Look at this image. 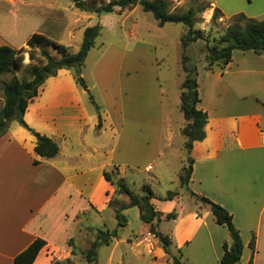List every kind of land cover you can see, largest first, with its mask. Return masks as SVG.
<instances>
[{
	"label": "crops",
	"instance_id": "1",
	"mask_svg": "<svg viewBox=\"0 0 264 264\" xmlns=\"http://www.w3.org/2000/svg\"><path fill=\"white\" fill-rule=\"evenodd\" d=\"M260 1L259 14L252 15L253 11L236 3L229 15L232 18L243 13L253 19L264 16V0ZM210 6L213 10L209 17L219 9L223 19L227 18L217 1ZM56 7L49 0H0V47L27 49L29 38L36 33L62 44L50 30L39 31L35 26L40 11L47 23ZM139 7L126 9L123 15H133ZM46 11L51 12L50 16ZM198 44L202 42L193 46ZM23 57V65L28 66L29 53ZM198 68V108L209 119L205 139L196 142L189 155L185 152L183 165L189 157L194 160L187 189L219 204L233 216L244 247L238 264H264V55L235 51L232 62L221 73L207 69L204 54ZM11 77L0 76V110L4 105L2 88ZM180 105V120L174 115L164 119L163 108L159 109L161 133H166L163 141L168 142L161 154L171 150L176 133L184 137L182 129L187 122ZM101 112L103 125L98 129L99 117L86 92L77 85L72 72L63 69L43 84L24 116L32 130L59 143V155L42 159L35 150L37 138L17 122L0 138V264H14L36 239H43L46 246L33 264H89L82 253L98 229H109L104 214L111 208L109 203L115 194L109 190L108 185H112L104 173L117 168L125 178V167L129 165L117 156L125 123L119 124L108 110ZM185 143L186 138L184 147ZM145 169L153 170L151 166ZM190 196L189 209L183 205L176 209L179 195L172 201H162L156 195L152 200L155 209L164 215L177 213V218L171 220L173 230L165 234L158 229L172 240L171 255L157 237L147 235V243L139 241L138 235L150 231V226L144 224L145 229L139 233L126 238L118 233L111 245L101 246L97 264H173L172 257L180 250L182 264H219L224 245H232L230 233L216 223L209 206ZM133 211L140 217L138 208L125 214ZM253 238L255 251L251 248Z\"/></svg>",
	"mask_w": 264,
	"mask_h": 264
},
{
	"label": "rangeland",
	"instance_id": "2",
	"mask_svg": "<svg viewBox=\"0 0 264 264\" xmlns=\"http://www.w3.org/2000/svg\"><path fill=\"white\" fill-rule=\"evenodd\" d=\"M49 1L57 5L56 13L50 16L51 12L46 11L50 18L44 23L46 17L44 12L40 11L36 16V30H50L51 35L69 47L72 52H78L87 27L100 25L102 28L96 46L86 59L83 77L101 109L110 111L119 124L125 123L117 156L129 164L125 167L127 171L125 179L129 188L140 195L142 187L150 184L154 194L159 198H165L170 192H177L179 202L175 199L176 209L180 205L189 209L192 202L191 193L187 188H181L179 182L186 155L183 150L185 138L176 133L171 150L161 154V149L168 145V142L163 141L166 133H161L159 116V109L162 107L164 119L166 115L167 117L174 115L175 120L183 117L178 105L184 79L181 66L183 53L181 39L187 32V27L176 23L160 26L151 13H145L140 7L130 16L123 15L125 10L120 12L119 9L114 14L98 16L79 10L73 0ZM215 1L218 2L219 8L225 10L227 18L222 17L218 21V27L211 31L212 17L209 15L213 7L210 3ZM104 2L107 3L108 0ZM168 2L171 10L175 12L184 13L193 8L198 12L196 28L206 35L211 33L212 36H220L224 28L233 24L229 14L236 3H241L249 12L253 11L252 15L257 13L261 3L260 0H168ZM68 5H71V8H68ZM256 16L254 19L264 20V16ZM200 42L202 44L196 46L192 44L187 51L192 65L198 66V60H202L206 53L205 42ZM26 50L29 51L28 48ZM36 51L40 54L39 50ZM49 51L56 56L52 49ZM120 130L122 131V127ZM147 166H151L153 170H146ZM108 187L109 190L115 191L112 201L119 205L128 203L126 197L118 195L115 186ZM127 217L128 224L119 228V236L126 238L145 229L138 212H130ZM187 217L184 216V220H188ZM104 218L109 229H116L118 221L113 208L105 212ZM173 227L171 220H162L158 225V229L165 234L173 230ZM147 235L146 232L138 235L141 236L139 241L147 243L145 239ZM173 250L178 253L176 248ZM145 263L148 261L145 260Z\"/></svg>",
	"mask_w": 264,
	"mask_h": 264
},
{
	"label": "trees",
	"instance_id": "3",
	"mask_svg": "<svg viewBox=\"0 0 264 264\" xmlns=\"http://www.w3.org/2000/svg\"><path fill=\"white\" fill-rule=\"evenodd\" d=\"M76 8L81 11L97 14H114L126 9L140 6L145 13H151L160 26L168 23L183 24L187 32L181 39L183 49L181 66L184 79L181 85L180 109L187 122L182 129V135L186 138L185 152L187 155L193 149L196 142H201L206 137L205 127L208 123V114L198 108L201 102L199 92L198 73L199 68L192 65L188 55L189 47L204 41L206 47L207 69L213 72L224 73L233 59L235 51H253L258 55H264V20H257L240 13L233 16V24L224 28L220 36L206 35L196 28L197 15L193 8L187 12H175L171 10L168 0H91L86 2L77 0ZM223 17L219 9H215L211 19V31L218 27V21ZM101 26L87 27L84 30L82 44L78 52H72L69 47L53 41L51 38L41 34H33L28 42L27 48L15 50L9 46L0 47V76L11 75V80L2 88L4 105L0 110V138L9 130L13 122L19 123L37 138L36 153L44 160L54 159L60 153L59 143L51 138L43 136L32 130L25 122L24 116L29 104L39 95L43 84L51 77H55L60 70H70L77 85L86 92L89 104L93 107L99 117L98 129L102 128L103 117L101 107L95 100L89 86L83 77L86 59L91 50L96 46L97 38L101 33ZM52 49L56 56L51 54ZM40 54H37V51ZM29 53L30 64L23 65L24 53ZM35 164L39 162L35 161ZM194 160L190 157L181 170L180 182L183 188H187L193 173ZM104 177L107 182L116 187L119 196L126 197L127 204H117L112 199L109 206L115 210L118 221L117 229H98L94 233V239L89 248L82 253L83 258L89 264H97L98 250L101 246H109L118 237L119 228L128 224L125 212L131 208H138L140 220L143 224L150 226V232L160 241L167 254L171 255L172 240L158 230L162 220H173L177 213L168 215L157 211L152 203L155 195L149 184L142 187V194H135L130 188L128 181L121 177L117 168L105 171ZM177 192H170L162 201H172L177 197ZM195 199L205 206H209L218 225L226 227L232 239V245H224V253L219 264H238L243 254V242L240 232L233 222V216L224 207L214 203L210 199L191 193ZM72 245L73 243L70 242ZM46 246L43 239H36L26 250L19 254L14 264H33L39 253ZM251 248L255 251V239L251 242ZM178 256L172 257L173 264H182L180 250ZM62 264V263H55ZM63 264H72L66 261Z\"/></svg>",
	"mask_w": 264,
	"mask_h": 264
},
{
	"label": "built area",
	"instance_id": "4",
	"mask_svg": "<svg viewBox=\"0 0 264 264\" xmlns=\"http://www.w3.org/2000/svg\"><path fill=\"white\" fill-rule=\"evenodd\" d=\"M148 237L153 238L156 237L153 233H151L150 231L148 232Z\"/></svg>",
	"mask_w": 264,
	"mask_h": 264
},
{
	"label": "water",
	"instance_id": "5",
	"mask_svg": "<svg viewBox=\"0 0 264 264\" xmlns=\"http://www.w3.org/2000/svg\"><path fill=\"white\" fill-rule=\"evenodd\" d=\"M73 2H75V3H76V2H77V0H73Z\"/></svg>",
	"mask_w": 264,
	"mask_h": 264
}]
</instances>
